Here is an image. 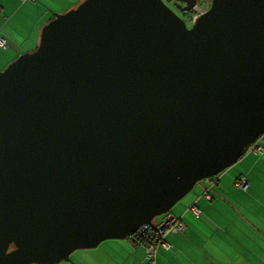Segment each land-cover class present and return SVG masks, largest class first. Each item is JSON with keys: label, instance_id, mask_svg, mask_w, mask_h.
Here are the masks:
<instances>
[{"label": "water", "instance_id": "1", "mask_svg": "<svg viewBox=\"0 0 264 264\" xmlns=\"http://www.w3.org/2000/svg\"><path fill=\"white\" fill-rule=\"evenodd\" d=\"M261 134L264 0H210L190 26L164 0L55 12L0 70V264L155 228Z\"/></svg>", "mask_w": 264, "mask_h": 264}, {"label": "crops", "instance_id": "2", "mask_svg": "<svg viewBox=\"0 0 264 264\" xmlns=\"http://www.w3.org/2000/svg\"><path fill=\"white\" fill-rule=\"evenodd\" d=\"M80 1L0 0V36L6 43L0 46V70L17 54L35 48L41 26L55 12ZM259 142L264 144V138ZM237 161L239 168H226L217 175L211 200L203 197L204 185L198 182L171 207L169 213L181 216L187 226L183 232L165 235L171 248H158L157 264H264V196L256 202L247 196L255 191L256 184L264 195V152H247ZM240 174L249 182L245 190L233 184ZM232 187L241 191L240 199L229 196ZM191 203L200 209L198 217L189 210ZM123 239H105L95 247L77 249L69 261L59 263L143 264V246L129 236Z\"/></svg>", "mask_w": 264, "mask_h": 264}, {"label": "built area", "instance_id": "3", "mask_svg": "<svg viewBox=\"0 0 264 264\" xmlns=\"http://www.w3.org/2000/svg\"><path fill=\"white\" fill-rule=\"evenodd\" d=\"M24 2L25 0H20ZM5 39L0 36V46H4ZM244 152H251L254 154H260L264 152V144L260 143L258 139L247 145L244 148ZM204 185V190L202 195L205 199H210L209 188L217 183V177L215 175L204 177L202 179ZM234 184L237 188L246 189L248 187V179L245 175H239ZM189 210L193 213L194 216L198 217L200 215V209L196 204L191 203L189 205ZM156 224L155 228H152L150 225L144 224L145 229H139L129 237L135 242L139 243L144 248V261L143 264H157V250L159 247L163 249H170L171 243L165 238V235L169 232L180 233L183 232L187 226L185 220L178 215L172 213H164L161 220Z\"/></svg>", "mask_w": 264, "mask_h": 264}, {"label": "rangeland", "instance_id": "4", "mask_svg": "<svg viewBox=\"0 0 264 264\" xmlns=\"http://www.w3.org/2000/svg\"><path fill=\"white\" fill-rule=\"evenodd\" d=\"M165 1V0H164ZM169 1H171V0H169ZM173 2H174V0H172V2H171V5H172V7H174L179 13H181L182 11H180L179 9H177L174 5H173ZM208 4H209V0H198V2H197V4H196V6L191 10V11H189V12H186L185 14H183L184 15V17L185 18H188V19H192V18H196L201 12H203L204 11V9L208 6ZM20 54V53H19ZM19 54H17V55H19ZM16 57V56H15ZM14 57V58H15ZM2 69V68H1ZM262 138H264V134H261L259 137H258V141H260ZM243 155H244V153H243ZM242 155V156H243ZM238 162H240V161H237V162H235V163H237V165H234L235 163H233L232 165H230V166H228L227 168H231V170H234V168L236 167V168H239V165L238 164H240V163H238ZM242 164V163H241ZM197 184H199L198 182L194 185V187L197 185ZM257 185V187H255V191L252 193L251 191V193H252V195H250L251 193L250 192H248L249 194L247 195L248 196V200L250 201V202H256V200L255 199H258L259 197H260V195L261 196H264V195H262V193L259 191V189H258V184H256ZM231 192H229V196L231 197V198H236V199H240L239 198V196L238 195H240L241 194V191L240 190H237L236 188H234V187H232L231 189ZM250 197V198H249ZM254 197H256V198H254ZM260 202V201H259ZM170 210H171V208H170ZM257 210H259V208L257 209ZM162 216H163V214H160V215H156V216H154V218H153V221L155 222V223H157V222H159L160 220H161V218H162ZM115 240H119V242L120 241H122V240H124V239H115ZM74 252L75 251H73L70 255H72V254H74ZM60 262H62V261H60ZM57 264H60V263H57Z\"/></svg>", "mask_w": 264, "mask_h": 264}, {"label": "flooded vegetation", "instance_id": "5", "mask_svg": "<svg viewBox=\"0 0 264 264\" xmlns=\"http://www.w3.org/2000/svg\"><path fill=\"white\" fill-rule=\"evenodd\" d=\"M175 1H179V0H174V2ZM165 2L169 5V6H171L172 7V5H171V2H172V0L171 1H169V0H165ZM174 2H173V4H174ZM179 2H181V1H179ZM182 4H184L183 2H181ZM209 5H210V0H209V4H208V6L205 8V9H207L208 7H209ZM183 19H184V21H185V23H186V25L187 26H190L192 23H193V21H194V19L195 18H192V19H188V18H185L184 17V15L183 14H185L186 12H189V11H191V10H189V11H182L181 13H179L174 7H172ZM204 9V10H205Z\"/></svg>", "mask_w": 264, "mask_h": 264}, {"label": "trees", "instance_id": "6", "mask_svg": "<svg viewBox=\"0 0 264 264\" xmlns=\"http://www.w3.org/2000/svg\"><path fill=\"white\" fill-rule=\"evenodd\" d=\"M244 154H245V152H244ZM217 175H218V174H217ZM217 175H215V177H217ZM240 175H241V174H240ZM238 176H239V175H238ZM238 176H237V177H238ZM237 177H236V178H237ZM236 178H235V179H236ZM235 179H234V181H235ZM199 182L202 183V179H201ZM217 183H218V178H217ZM217 183H215V184H217ZM202 184H203V183H202ZM215 184H213V185L209 188V190H208L209 193H210V199H209V200H211V198H212V195H211L210 190H211V188H212ZM233 184H234V182H233ZM234 185H235V184H234ZM235 187H236V186H235ZM239 189H240V188H239ZM242 190H243V189H242ZM244 190H245V189H244ZM202 192H203V191H202ZM168 212H169V211H168Z\"/></svg>", "mask_w": 264, "mask_h": 264}]
</instances>
